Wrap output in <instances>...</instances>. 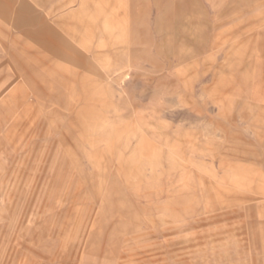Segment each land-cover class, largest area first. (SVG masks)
I'll list each match as a JSON object with an SVG mask.
<instances>
[{"label": "rangeland", "instance_id": "rangeland-1", "mask_svg": "<svg viewBox=\"0 0 264 264\" xmlns=\"http://www.w3.org/2000/svg\"><path fill=\"white\" fill-rule=\"evenodd\" d=\"M5 77L0 264H264V0H0Z\"/></svg>", "mask_w": 264, "mask_h": 264}, {"label": "crops", "instance_id": "crops-1", "mask_svg": "<svg viewBox=\"0 0 264 264\" xmlns=\"http://www.w3.org/2000/svg\"><path fill=\"white\" fill-rule=\"evenodd\" d=\"M23 4V3H22ZM9 85L7 84L6 77L0 79V100L2 96L8 97L9 99L17 92L18 86H13L8 88ZM7 94V95H6ZM6 98H3L5 100Z\"/></svg>", "mask_w": 264, "mask_h": 264}]
</instances>
